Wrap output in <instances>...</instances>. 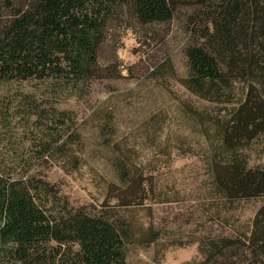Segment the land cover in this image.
Segmentation results:
<instances>
[{"label": "trees", "instance_id": "obj_1", "mask_svg": "<svg viewBox=\"0 0 264 264\" xmlns=\"http://www.w3.org/2000/svg\"><path fill=\"white\" fill-rule=\"evenodd\" d=\"M183 1L0 0V86L40 83L49 100L78 94L102 77L100 50L113 18L129 9L142 24L166 23ZM199 1L203 31L186 49L190 76L184 83L220 106L210 120L215 223L243 202L263 203L248 226L202 236V258L189 264H264V163L251 164L256 143L263 145L264 162V0ZM20 100L33 110L29 120L45 142L28 160H15L29 164L25 172L13 157L0 158V264H130L136 234L126 213L76 206L34 169L73 137L74 113L54 108L46 116L36 93ZM4 101L0 93V106L18 109L17 98ZM120 173L134 188L136 173L124 167ZM140 192L146 193L144 183L137 185ZM160 238L157 232L146 243Z\"/></svg>", "mask_w": 264, "mask_h": 264}, {"label": "rangeland", "instance_id": "obj_2", "mask_svg": "<svg viewBox=\"0 0 264 264\" xmlns=\"http://www.w3.org/2000/svg\"><path fill=\"white\" fill-rule=\"evenodd\" d=\"M199 2L183 1L166 23L142 24L129 9L118 14L100 50L102 77L78 94L49 100L40 83L0 86L4 103L17 98L18 105L10 112L0 106V115L8 117L0 118V158L28 160L45 142L29 120L33 110L21 103L22 94L36 93L46 116L54 108L74 113L73 137L34 169L76 206L126 213L136 234L130 264L200 260L202 236L248 226L263 203L243 202L238 211H224L220 225L215 223L219 205L210 178L215 141L210 120L220 106L184 83L190 76L186 49L203 31ZM262 146L254 145L252 165L264 163ZM15 162L22 172L29 168L25 161ZM123 167L136 173L134 188L122 181ZM139 183L146 193H137ZM127 202L132 205L119 206ZM157 232L161 238L146 243Z\"/></svg>", "mask_w": 264, "mask_h": 264}]
</instances>
